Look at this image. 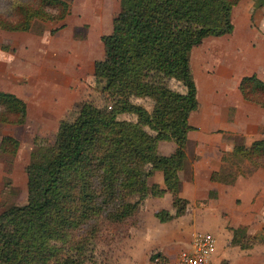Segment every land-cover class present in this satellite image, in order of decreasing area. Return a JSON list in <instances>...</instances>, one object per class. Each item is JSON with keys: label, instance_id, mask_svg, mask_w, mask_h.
<instances>
[{"label": "trees", "instance_id": "16d2710c", "mask_svg": "<svg viewBox=\"0 0 264 264\" xmlns=\"http://www.w3.org/2000/svg\"><path fill=\"white\" fill-rule=\"evenodd\" d=\"M239 1L119 0L111 31L100 37L103 57L93 62L111 108L81 102L73 118L58 121L52 143L33 149L24 167L26 201L0 209V264H106L92 257V247L136 227L147 196L171 194L175 212H154L162 223L185 213L179 172L194 128L190 114L198 107L190 54L205 38L232 33L231 12ZM254 5L262 7L264 0ZM69 11L66 0H0V30L41 35L46 22L63 21ZM238 88L245 101L264 109V81L256 74L243 76ZM131 97L150 99L151 110ZM120 114L136 121L119 120ZM26 119V102L0 91V125H23ZM160 141L173 142L174 150L159 154ZM18 145L13 136L1 137L5 154L13 157ZM243 166L248 168L241 171ZM256 168H264V138L234 145L210 180L230 185ZM155 172L162 173L164 186L149 182ZM11 192L7 180L2 193ZM232 233L231 244L241 249L264 242L263 233L250 235L242 226Z\"/></svg>", "mask_w": 264, "mask_h": 264}, {"label": "rangeland", "instance_id": "374dc122", "mask_svg": "<svg viewBox=\"0 0 264 264\" xmlns=\"http://www.w3.org/2000/svg\"><path fill=\"white\" fill-rule=\"evenodd\" d=\"M66 1L70 7L69 14L65 18V23H67L59 27L61 21L47 22L45 23V30L57 28L55 30L57 31L68 25L63 40L70 47V50L66 53L65 50L59 49L52 55V63L50 64L57 71H62L60 74H64L65 77L72 74L74 77L70 80L62 76H55L53 80L43 81L42 83L49 87L47 90H51L50 87L56 85V96L63 97L67 92H63L64 82H67L66 88L72 93L74 103L71 101L72 104L64 110L61 117L71 119L77 112V106L83 101H90L99 108H111L113 99L102 92L101 83L94 78L93 62L103 57V45L100 37L111 31L113 17L119 10V0ZM255 1L240 0L232 8L231 15L234 25L232 33L221 37H208L192 48L190 65L195 81L200 85L199 95L201 97L206 95L205 85L208 84L207 80L212 82V79H217L218 71L227 73L232 70L231 67H235L237 73L244 70V73H248L249 69L242 67V60L247 58L250 52L264 53V5L256 8ZM65 31L63 30V32ZM57 38H61V35H57ZM81 50L85 51L82 52ZM34 53L35 56L30 54L31 57H28L27 62V67L31 70H34L36 65H41L40 54L37 51ZM232 72L231 74H233ZM225 75L227 76V74ZM225 75L223 76L225 77ZM31 80L29 85L26 86V90H34L33 84L36 79ZM162 82L177 90H183L173 80L165 79ZM45 98L44 94L37 93L32 98L33 102L31 103H34L35 100L43 102ZM131 100L143 105L147 110H151L152 101L150 99L131 97ZM35 114L38 113H36L35 108H32L27 126L4 128L0 125V141L4 134H11L10 136L15 137L19 142L18 149L13 157L3 153L0 149V209L4 203L23 204L26 201L27 190L24 167L35 147L53 142L57 122L55 123V120L52 121L49 118L42 120ZM117 118L119 120L136 121V117L130 114H120ZM191 142L193 143V141ZM234 142L239 143L240 140L236 139ZM192 143L188 144L187 139L186 148L188 145L191 147ZM185 152H187L186 149ZM192 158L193 154L188 156L187 167L185 166L179 172L182 181L189 179L188 166L189 159ZM247 168V166H243L241 171ZM160 178H162V173L155 172L149 178V182L158 183L156 180H160ZM7 180L11 181L14 193L4 195L2 190ZM165 194L166 196L159 197L161 199L147 196L137 215L138 225L130 228L126 236H115L109 242L99 241L96 243L92 247V257L106 264H172L174 261L173 256H177L181 250L188 246L195 232L207 231L210 226H206L214 223L215 216L210 213L209 209L206 212H201V209L193 203L184 216L163 224L154 216V212L161 209H167L171 213L175 212L171 194ZM156 255L158 256L151 259ZM237 258H241V256L238 255ZM237 258L231 257L226 262L238 260ZM222 263H225V261ZM251 264L258 263L252 261Z\"/></svg>", "mask_w": 264, "mask_h": 264}, {"label": "crops", "instance_id": "0c3cea01", "mask_svg": "<svg viewBox=\"0 0 264 264\" xmlns=\"http://www.w3.org/2000/svg\"><path fill=\"white\" fill-rule=\"evenodd\" d=\"M66 23L65 19L61 21V25ZM67 26L55 32L48 28L41 35L0 30V91L15 94L27 105L26 123L2 125L4 128L27 126L32 108L38 113L35 116L42 120L46 118L55 120L58 124L64 110L72 104L73 95L66 88L67 82H64L63 92H67L63 97L56 96V85L47 90L49 87L42 83L53 80L55 76L70 80L74 77L73 74L65 77L64 74H60L62 71H57L50 64L52 55L59 49L65 50L66 53L70 50L63 40ZM57 35H61V38H57ZM35 51L41 56V65H36L35 69L31 70L27 67L28 57H31L30 54L35 56ZM242 61V67L248 68V73H244L245 70L237 73L235 67H231L232 70L227 73L218 71L217 79H212V82L207 80L205 97L199 95L200 85L196 82L198 107L190 114L189 123L194 128L187 134L188 144L193 141L191 147L188 145L186 148L188 156L193 154V158L189 159V179L182 181L179 175L180 196L188 200L185 213L189 211L191 204L195 203L201 212L209 209L215 216L214 223L206 226L210 228L204 231L211 233L216 240L209 264H251L252 261L264 264V242L249 249H241L231 244L232 230L240 226L245 227L250 235L264 234V168H256L246 176L238 175L230 185L210 180L211 173L221 166L223 154L230 152L234 145H250L254 140L264 138V109L245 101L238 88L240 79L245 75L256 74L264 81V53L250 52ZM31 79H36L33 91L26 90ZM37 93L44 94L46 98L43 102L35 100L31 103ZM236 139L240 142H234ZM174 148L173 142L160 141L157 151L168 155ZM156 181L160 185L163 184L162 178ZM210 191L215 192L213 197L209 196ZM238 255L241 258H237ZM176 257L173 256L174 261ZM231 257L238 260L227 263ZM223 261L225 263H222Z\"/></svg>", "mask_w": 264, "mask_h": 264}, {"label": "built area", "instance_id": "2783aa9c", "mask_svg": "<svg viewBox=\"0 0 264 264\" xmlns=\"http://www.w3.org/2000/svg\"><path fill=\"white\" fill-rule=\"evenodd\" d=\"M215 246L216 240L211 233L195 232L188 246L179 252L172 264H209Z\"/></svg>", "mask_w": 264, "mask_h": 264}]
</instances>
